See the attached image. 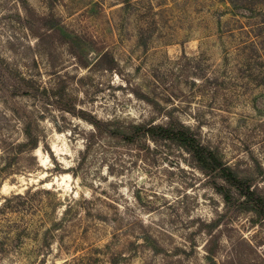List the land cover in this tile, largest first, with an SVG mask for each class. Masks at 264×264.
<instances>
[{
  "label": "rangeland",
  "instance_id": "obj_1",
  "mask_svg": "<svg viewBox=\"0 0 264 264\" xmlns=\"http://www.w3.org/2000/svg\"><path fill=\"white\" fill-rule=\"evenodd\" d=\"M96 120L182 122L264 193V0H0V264H264L218 177Z\"/></svg>",
  "mask_w": 264,
  "mask_h": 264
},
{
  "label": "trees",
  "instance_id": "obj_2",
  "mask_svg": "<svg viewBox=\"0 0 264 264\" xmlns=\"http://www.w3.org/2000/svg\"><path fill=\"white\" fill-rule=\"evenodd\" d=\"M105 57L108 52L103 54ZM96 128L109 136L121 137L125 140H134L136 136H148L153 140L171 141L182 147L192 156L197 166L207 174H214L220 183L215 184V190L219 192L225 203L253 211L258 218L264 220V193L254 188L244 177H241L230 165L222 160L218 154L208 145L204 144L197 133L182 122L167 124L140 123L133 129H113L110 123L94 121ZM36 146L37 141L34 140ZM38 146V145H37ZM49 233V228L46 229ZM212 242V241H211ZM211 242L205 245L209 258L214 259L219 253L217 249L210 247Z\"/></svg>",
  "mask_w": 264,
  "mask_h": 264
}]
</instances>
